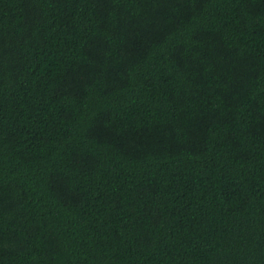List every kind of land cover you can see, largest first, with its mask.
Returning <instances> with one entry per match:
<instances>
[{
  "label": "trees",
  "instance_id": "16d2710c",
  "mask_svg": "<svg viewBox=\"0 0 264 264\" xmlns=\"http://www.w3.org/2000/svg\"><path fill=\"white\" fill-rule=\"evenodd\" d=\"M0 264H264V0H0Z\"/></svg>",
  "mask_w": 264,
  "mask_h": 264
}]
</instances>
